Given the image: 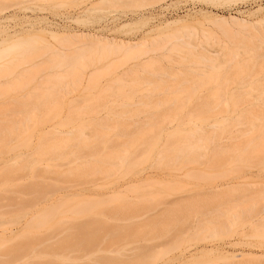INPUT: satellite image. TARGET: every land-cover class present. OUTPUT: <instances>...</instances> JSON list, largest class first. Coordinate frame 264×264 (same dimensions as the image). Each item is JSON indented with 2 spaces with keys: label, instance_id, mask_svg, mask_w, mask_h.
I'll use <instances>...</instances> for the list:
<instances>
[{
  "label": "rangeland",
  "instance_id": "1",
  "mask_svg": "<svg viewBox=\"0 0 264 264\" xmlns=\"http://www.w3.org/2000/svg\"><path fill=\"white\" fill-rule=\"evenodd\" d=\"M79 1L54 0L52 5L56 8L55 13L53 7L44 11H23L18 7H12L9 14H14L15 17L10 23L23 22L27 26L30 20L38 22L50 19L62 23L63 19L58 14L67 9L72 11L77 6L74 5ZM166 2L169 7L164 9L162 14L158 12L160 8L156 10V7H150L147 3L143 5L144 8H141L143 6L137 8L133 6L130 8L128 6L118 7V9L112 7L110 10L102 11L101 16H104L100 19L96 15H92L89 21H85L86 24L73 21L72 24L77 27L76 29L104 26L106 22L112 20V14L119 17L113 11H127L128 15L121 19L123 20L122 24H133L127 26L128 29L126 27L129 31L124 32L121 29L122 32L114 34L118 36L120 33L124 36H130L129 38L133 36L136 39L152 28L153 25L164 22V20L176 19L178 21L173 23L175 28L178 26V28L180 26L186 28V24L191 28L187 26L186 30L189 29V32L188 34L183 33L186 37L182 39L184 42L187 39L192 44L181 43L183 42L182 39L181 42L179 41L185 45L182 48L186 53L190 54L191 51L194 52V55L205 50L206 52L204 51L202 54L222 57L224 49H227L222 48L224 45L225 47L226 45L227 47L230 46L229 50L234 51L233 49H235L242 52L241 47H245L244 44L247 42L242 37L247 38L246 36L250 31L247 32L246 28L236 26V24V27L233 26L234 24L233 27L227 25L228 29L224 31L226 27L224 26L222 29L221 25L219 26L215 23L216 21H213L214 19L219 15L234 14L254 22L257 18L264 16V0H222L221 4L205 2L204 0H167ZM39 3L48 4L46 1H39ZM59 11L61 12L59 13ZM5 23H7L6 20L0 23V26ZM185 28L181 30L185 31ZM192 29L193 31H191ZM237 31L239 32L235 34ZM5 33V31L0 32V37ZM120 34L119 37H123ZM41 35L48 39L52 38L46 32H41ZM181 52L179 53L180 56L182 55ZM257 52L260 53L259 50ZM263 54L264 52H262ZM194 56L197 57V55ZM188 57L184 59L187 58L189 61ZM121 58L119 57L117 60L121 61ZM177 58H180L179 55ZM192 58L194 57L190 56L191 62L194 60ZM262 58L264 55L259 60ZM131 61L125 64L121 63V65L118 61L117 64L120 66L116 68L101 65L95 71L93 80L86 90H83L86 78L82 79L83 85L81 83V86H74L70 83L69 93L65 95L63 93L61 97L52 99L49 106H45V108L43 106L40 109L19 111L16 108V101L13 100L20 97L24 91L37 86L41 77L48 71H35L38 74L34 79L29 80L28 78L26 80L28 86L23 91L14 94L0 93V123L7 118L19 122L17 132L8 134L5 142L0 140V174L10 166L13 173L8 178V182L0 175V242L2 243L0 245V264H39L41 262L30 256L25 257L27 255L26 249H22L24 252L18 253L19 256L17 257L11 255V258H7L9 255H6L7 253L10 254L13 245L21 244L20 241L24 240L20 238V243L15 240L16 242L14 241L13 244V240L10 241L16 233L19 234L22 231L20 228L25 221L24 215L22 216L24 210L26 212L29 209L31 211V213L28 211L29 214L41 212L51 216L53 222L41 226L39 230H36L38 234L35 232L37 236L41 237L40 241L56 233L59 235L65 233L67 231L66 226L89 222L92 218L88 214L92 213L91 209L99 206V204L107 205L108 208L106 207L104 211L109 213L103 218L108 222V226L115 228L119 236L115 237L116 239L111 241V244L109 240H107L109 244L107 241L102 244L101 249L104 251L96 254L97 259L92 257L94 261L83 255L86 251L80 253L77 251L78 254L70 253L68 258L71 260L65 261V264H264V257L252 258L264 254V229L260 227L261 225L258 229L254 228V224L252 226L250 223L251 219L248 222L250 214H256L257 211L259 212L255 217H263L264 219V208L261 210L262 207L259 205H262L261 201H264V92H262L264 86L257 83L244 91L232 95L228 93L224 97L221 94V89L226 86L224 85L225 78L223 80L222 77L220 81L206 83L198 87L194 86L196 90L193 91L194 93L191 92L193 94L184 106L180 110H174L170 103L159 104L156 101L161 97H173L175 94L170 93L171 91H166V93L163 91V93L151 84L137 81L138 78L135 77V74H128L117 79L118 75L131 65ZM248 62L249 68L240 71L239 74H235L233 69L224 72L230 77L229 85L227 84L229 87L242 86L239 81L251 72L264 73L263 59L256 63ZM192 63L190 66L194 68ZM164 64L167 67H175L179 73L184 71L183 63L173 65L168 61ZM29 65H20L16 71H21L22 68ZM197 65L203 66L200 63ZM172 67L170 68L173 69ZM178 67L181 68L180 71ZM140 71L138 70L137 73ZM49 72L62 71L56 69ZM141 73L150 74L147 73V70L146 73ZM68 81L71 82L72 80ZM120 91L126 93V96H123L124 94L122 95ZM148 95L149 97L155 95L152 100L155 99L156 103L152 101L153 103L149 105H143L142 102ZM109 110L112 115L110 112L108 114ZM154 115H161L162 117L160 116V119L153 118ZM102 116L105 118L110 116L111 118H106V121L107 119L109 121L115 120L118 123L121 122L119 125L126 126L124 130L127 129L129 135H121L122 132L119 131L118 134L120 135H116V141L118 138L125 141L127 137H136V126L134 127V125L138 121L139 125L146 123L148 118L152 120L151 124H143L147 133L142 143L137 149H133L131 154H128L129 158H126L125 161H119L116 166L106 163V166L104 164L101 169L80 174L82 172L80 166H82L81 162L84 161V158L79 161L81 165L79 171H76L78 167H75L79 162L73 163V157V164L70 163V157L59 161L57 158L40 155L35 148L42 129L48 130L51 124H56V127H59L49 130H59L61 133H55V131L52 133L51 131L52 134L45 137L44 141L53 142L68 135V132L73 130L76 132L78 129L84 133V138L89 140L92 138V134L95 135L94 124L99 118L102 119ZM224 116H229V119ZM105 118L103 117V120ZM225 118L228 121L222 123L226 120ZM215 122L221 126L208 127V124ZM112 123L114 124V121ZM167 123L170 124L167 125ZM201 126L209 131L210 138L199 142V148L194 154V156L198 155V160H187L188 156L186 155L176 159V157L164 156L163 154V157L160 158V151L166 152L177 143L183 144L186 137ZM160 129L162 133L160 134L161 139L158 141L155 134ZM104 130L102 128L101 131L100 128L99 131L104 133L106 132ZM109 132L113 134V131ZM114 132H117L116 129ZM116 141L114 145L118 143ZM125 147L127 145H124L123 149ZM203 152L204 155H201ZM120 153L123 154V151L121 150ZM23 160L32 162V166H36L35 172L30 171L29 168L19 170L14 167L17 161L22 162ZM56 162L59 164L56 165L60 166L58 169L57 166H52ZM47 167L50 168L46 169ZM71 170L75 172L71 173ZM30 186L34 188L31 189ZM252 202H257L256 207L254 210H250L251 213L247 211L250 213L249 215L245 213L246 219L243 216L239 220L236 218L231 225L228 224L229 228L224 230H222V225H219L221 230L213 235L203 230V227L210 226L208 222L211 221L210 224L213 225L216 219L226 221V217L233 216L231 215L232 212L247 208ZM47 204L48 206L49 204L53 205V207L51 206L52 209L44 213L43 210L46 209ZM125 204L128 207L126 210H122L120 206L123 207ZM78 209L82 212H76ZM175 209L173 221L167 220L168 224L164 223L165 219L162 220L161 218L162 223L156 225L155 228L151 227L152 223L156 221L154 220L155 217H163V214L165 215L169 210ZM19 215L20 220L17 221L16 218ZM229 218L232 219V217ZM49 224L56 226L63 224L62 227H58L66 229V231L59 233V228L58 231L54 230L55 225ZM169 226L171 227L170 230ZM122 229L124 230L121 231ZM168 230L169 232H167ZM12 232L13 234H10ZM59 235L56 234V236ZM57 238L55 237V239ZM53 241L55 240L53 239ZM47 242L48 240L45 244ZM42 243L44 242L42 241ZM244 254L252 255V257L243 258ZM43 260L48 262L44 258Z\"/></svg>",
  "mask_w": 264,
  "mask_h": 264
},
{
  "label": "bare ground",
  "instance_id": "2",
  "mask_svg": "<svg viewBox=\"0 0 264 264\" xmlns=\"http://www.w3.org/2000/svg\"><path fill=\"white\" fill-rule=\"evenodd\" d=\"M39 1H46L48 2V4L47 5L40 4ZM53 1L54 0H0V23H3L4 20L7 21V23L0 26V32H3V31L6 32L3 36L0 37V93L7 92V93L14 94L15 92L23 91L28 86V83H26V80L28 78L29 80L34 79L36 74H38V73H35V71L36 72L48 71L45 75L41 77V81L40 83L37 84V86H35L32 89L24 91L23 93H21L20 97L13 100V101H16L15 102L16 108L19 111H23V110L27 111V109L33 110L34 108L40 109V108H43V106L44 108L45 106L48 107L49 102L52 99L61 97L63 93L64 95L69 93L68 87L70 83L73 84L74 86H81V83L83 82L82 80L83 78H86V82L84 83L85 88H83V90H86L88 85L93 80L92 77L94 76L95 71L99 69L101 65H107V66L116 68L120 66L121 63L125 64L126 62L130 60H132L131 65L127 67V70H124L122 73H120L117 79H121L128 74L130 75L135 74V77L138 78L137 81H144L146 84H151L152 86H154L155 89L161 90V92L164 91L166 93V91L167 92L171 91L170 93L175 94L173 97L171 96V98H168L169 97L168 96L167 97L168 99L161 97L159 100L157 99L156 101H158L159 104L170 103L173 106L172 109L174 110H178V109L180 110V108L184 106V104L188 101L191 95L195 92L196 86L197 87L200 85L203 86L206 83L220 81L222 77H223V80L225 78L224 85L226 86L225 88L221 89V94L224 97L228 93H231L232 95V94H235L236 92L244 91L249 86H253L257 83L261 84V86H264V73L262 74V73L255 72V71L249 73L245 78L239 81V83H241L242 86H237L235 88L228 86L230 82V77L227 76L228 75L227 73L224 74V72L225 71L227 72V70L229 69L231 70L233 69L235 74H239L240 71H244L245 69L249 68V66L247 65V63H249L248 61H252L256 63V62H260L262 59L264 60V58L259 60L264 55V54L262 55V52H264V16L259 19L257 18V20H255L254 22L248 21V19L246 20L234 14H230L229 16L219 15L216 19H214L213 21H216L215 23L219 24V26L221 25L222 29L224 26L226 27L224 31L228 29V26H232L233 24H234L233 26H235L236 24V26L239 25L242 28H246L245 30L247 32L250 31L248 35L246 36L247 38L242 37L243 40L247 41L246 42L247 45L244 44L245 47L244 46L241 47V49H243L242 52L241 50L237 51L235 49H233L234 51H232V49L229 50L230 46L227 47L226 45L225 47L224 45V47L222 48L223 49L227 48V49H224V51L222 49L223 51L222 57L220 56L218 57V55L217 57L215 56L213 57L210 55H205L204 53L202 54V52H204L205 50L199 54L198 53L194 54V55H197V57L193 55L194 52L190 51V54L188 52L186 53L184 49L182 48L185 45L181 43H185V44L188 43V45L191 43V41L188 42L187 39L185 40V42L183 41L184 39L183 37H186L185 34L183 33L188 34L189 32V29L188 31L186 30L188 25L185 22H183L186 24V25L184 24L186 28L184 26L183 27L180 26V28H178L179 27L178 26L177 28H175L173 23L178 21L176 19L164 20V22H161L158 24L155 23L156 25H153L152 28L149 27L150 29L147 32L143 33L141 36H139V38L135 35L137 37V38L135 37L136 39H134L133 36L129 38L130 36L126 35L128 37L127 38L126 36L120 33H119L120 35H123V37H126V38L119 37V34L118 36L115 35L117 32H122V30L126 32L129 25L131 26V24H133V23L122 24L123 20L121 19L128 15L127 11H113V12H116L117 15H119V17H117L115 14H112V17H113L112 20L106 22L104 26L102 25L98 27L95 26L93 28L76 29L77 27L73 26L72 24L73 22H77V23L83 22L84 24H86L85 21L86 20L89 21V18L92 15H96V17H99L100 19L104 16V15L101 16L102 11L106 9L110 10V8L112 9V7L115 9L116 8L118 9V7L123 8L127 6L129 8L132 6L137 8L147 3H149L147 5H150V7H156V10L157 8H160L158 9V12L162 14L163 10L168 9L169 7V4L166 2L167 0H149V1L148 0H80L74 5V6L76 5L77 6L76 8L72 9V11L69 9H67L63 13H60L61 11H59L60 14H58V16H60L63 19L62 23H59L55 21L54 19L43 20V21H38V22L36 20H30L27 26L24 25L23 22L10 23L11 20L15 17L14 14H9L11 10L10 8L18 7L19 9L23 11L25 10L44 11L47 9H52L53 7V10L55 13L56 8H54L55 6L52 5L54 4L52 3ZM204 1L211 2L214 4L222 3V0H204ZM141 8H144V6ZM51 15L53 16L52 12H51ZM130 19H136V18H130ZM172 24H173V27L171 26ZM170 27L172 28L169 29ZM182 28H185L184 29L185 31H182L181 30ZM188 28L190 27L188 26ZM191 31H193V29ZM41 32L48 33L49 37L50 38L52 37V38L48 39L46 36L41 35ZM238 32L239 31L235 32V34ZM232 33L234 34V32ZM249 34H250V37H248ZM187 37L189 38V36ZM181 39L183 42L180 41ZM177 42L180 43V45L177 46L178 44ZM182 50L183 52H181ZM258 50L260 53L257 52ZM180 52L182 54L181 56L179 54ZM185 54L189 56L188 57L189 61L187 60V58L186 60L184 59L185 57H187V56H183ZM178 55L180 57L179 59L177 58ZM190 56L194 57L192 58L194 59L192 60V62H194L195 64L191 62ZM239 56H240V59H238ZM119 57H122L121 61L117 60ZM164 59L167 61H165ZM182 59L185 61H183ZM116 60H117V63L118 61L120 62L119 63L120 65L116 63ZM168 61L171 64L173 63V65L174 64L176 65L177 63L178 64L183 63V67L185 69L183 67L182 68L185 72L182 70L183 72L179 73L175 67L174 68L172 66L167 67L164 63ZM186 62L189 64H187ZM190 63H192L191 65H193L194 68L190 66ZM197 63H200L203 66L199 67ZM23 64H30V65L28 67L22 68L21 71H16L18 66L23 65ZM185 65L187 66L189 65L190 67L189 66L187 67ZM196 65L198 69L195 68ZM30 66L32 67L29 69ZM170 67H172L173 69H171ZM56 69H59L62 72H57V73L49 72V71L56 70ZM136 70L137 71L144 70V71H140L137 73ZM146 70H147V73L148 72L150 73L149 74L150 76L148 74L146 75L144 73L143 74L141 73V72L146 73ZM178 70L180 71L181 68L179 69L178 67ZM139 73L141 74L139 75ZM167 77H170V78H167ZM68 80H72V81L69 82ZM259 84L258 86H260ZM263 90L262 92H264ZM120 93L122 95L124 94L123 96H126L125 95L126 93H123L122 91H120ZM178 95H183V96H178ZM154 96L155 95L151 97H149V95L146 96V98L142 102L143 105H149L153 102L156 103L155 99L152 100L153 99L152 97ZM110 110L108 111V114ZM111 113L112 112H110V114ZM160 116L154 115L153 118L155 117V118L160 119L162 117ZM103 117L105 118V116H102V119L99 118V120L96 121V123L94 124L93 131L95 135L92 134V138H90L89 140L85 139L83 135L84 133H82L78 129L76 132L75 130H73L72 132H68V135L64 136L63 138L57 139L53 142L44 141L45 137H47L49 134L54 133L55 131V130L52 131L49 129L51 128L57 129V127H59V126L56 127V124H51V127L49 125L48 130L46 129L45 131L44 129H42V132L40 133L41 136L39 137L38 144L36 145L35 148L37 149L40 155L47 156L48 158H57L59 161L63 160L64 158L66 159L70 157L71 158L70 163H72L73 158H74L73 163H77L81 159L84 158V161L81 162L82 166H80L81 165L80 162L77 163L78 165L75 164L76 165L75 168L78 167L76 171H79V166H80V169H82V172L80 174H84L87 171L92 172V170L101 169V167L104 164L106 166V163L108 164L110 163L116 166L119 164V161H125L126 158H129L130 156L128 154H131L134 151L133 149H137L138 146L142 143L147 133L146 127L144 125L151 124L152 120L151 118H148L149 121L146 119L147 122L140 123V125H139V121L138 123L136 122L137 124L134 125V127L136 126L135 127L136 137L135 136L134 138L127 137L125 141H121L118 138L117 140L118 143L114 145L116 141L115 137L118 133H120L119 131L122 132L120 133L121 135H129L127 132V129L124 130L126 126L124 127L122 124H121L122 126L119 125V123L121 122L118 123L115 120H113L114 121V124H113L112 120L111 121L108 120L110 116L106 117L108 118L107 121H106V118L103 120ZM227 117L226 118L229 119V116ZM27 118H30V117H27ZM100 119L103 121H101ZM227 119L224 120L222 123H226L228 121ZM168 124L170 123H167V125ZM18 125H19V122L15 121L14 119H9V118L1 122L0 123V140L5 142L8 138L7 137L8 134L11 135L18 131ZM57 125H60V124L57 123ZM218 125L219 123L215 122V123L208 124V127L221 126V125L219 126ZM98 128L99 130L101 128V131L103 128L106 130V132L103 133L99 131ZM115 129L117 132H114ZM58 131L59 130H56L55 133L56 132L61 133V131L59 132ZM109 131L111 132L113 131V134L110 133ZM107 133L109 134V136ZM161 133H162V130L160 129L155 134V138H157L158 141L161 139L160 138ZM105 134L107 135V138ZM209 135H210L209 131L205 130L204 127L201 126V128L200 127L196 128L195 131L191 132L186 137L183 144L177 143L175 144V146H172L171 149L167 150L166 152L162 150L160 151L159 156L161 158L163 157V154H164V156H169L173 158L176 157V159H178L182 155H186L188 156L187 160L191 159L193 161H196L198 160V157H197L198 155L194 156V154L199 148V142L204 141V140H209L210 138ZM113 137L115 138V141L113 140L114 139ZM112 140L114 141V143L112 142ZM111 144H112V147H111ZM124 145H127V147L123 149ZM121 150L123 151V154L120 153ZM201 155H204V152ZM23 161L22 162L17 161L16 166L14 167L19 170H25L29 168L30 171L35 172L36 166H32V162L30 161L28 162L26 160L25 163H23ZM53 164L52 166L53 167L57 166V169L58 167H60L58 166L59 164L57 162ZM49 168L50 167H47L46 169H49ZM46 169L45 171H47ZM59 171L60 170H58V173H60ZM74 172H75L74 170H71V173H74ZM11 174L13 173H12V169L10 166V168L8 169L6 168V170L0 175H2L3 179L6 182H8L9 180L8 178L11 176ZM32 188L34 187L32 186ZM76 194L78 195L77 192ZM261 203L262 205L261 204L259 205L262 207L261 210H263L264 201H261ZM256 204L257 202H252L249 205V207L244 208L239 211L236 210L235 212H232L231 215L233 216H229V217H232V219L229 217H226L227 220H229V221L226 220L227 222L225 220L221 221V219H218V220L216 219L214 221V224L211 225L210 224L211 221H210L208 222V225L210 226L203 227L204 228L203 230L208 231L210 234L213 235L219 232L218 230H221V226L219 225H222V230L227 229L229 228L228 224L231 225L235 221L236 218H237L236 220H239L241 216H243L246 219V215H249L251 213L250 210L252 209L254 210V208L256 207L255 206ZM105 205L106 204L104 205L99 204V206L93 207L91 209L93 212L88 214L92 218V220H89V222H86V223L83 222L82 224L78 223L70 227L66 226L65 228L67 229V231L66 229L59 228L60 226L62 227L63 224L62 225L60 224V226L59 225L56 226L55 224H49L52 226L55 225L53 227L54 230L58 231V228H59L60 229V231H58L59 233H62L65 231L66 232L62 233L61 235L56 233L59 236H56V234L50 235L49 238H44V239H41L40 241L39 239L41 237L36 235L38 234V231L36 230H39V228H41V226L43 227L44 224L46 223L48 224L50 222H53L51 219V216L47 215L46 213V211H48L49 209H52L53 205L49 204L48 206L47 204V207H49L48 209L45 206L46 209H44L43 212L46 214H42L41 212L38 211L39 213L34 212L36 213L34 215V213L29 214V212L31 213L29 209L26 212L24 210V212L22 213V216L24 215L25 221H24L23 226H21L20 228L22 229V231L19 234L16 233V235L18 234V236L15 235L17 239L13 236L10 239V241L13 240L12 241V244H13L15 240L19 242L20 238L24 240L20 241L21 244L13 245L12 247L10 246L11 247V250L9 249L10 254L8 253L6 254V255H9L10 257L8 256L7 258H11L12 257L11 255H15L17 257L19 256L18 253L24 252L22 251V249L24 250L26 249L25 252L27 253V255L25 257L30 256L33 259H38L41 261L39 264H47L48 262H51L48 264H53L55 260H56V263L60 262L63 264L65 261L71 260L68 258L71 252H72L71 254L73 253L78 254V252L80 253V252L86 251L85 253H83V255L87 256L90 260H93L92 257H96V254H98L100 251L101 252L104 251V249H101L102 244H104L107 240H109L111 244L112 243L111 241H114L116 239L115 237L119 236L117 231H115V228H111L110 226H108V222L103 218L104 215H107L109 213V212L104 211L106 210V207H107V205L106 206ZM120 207L122 210H126L128 206L125 204L123 207L122 206ZM41 211H42V208H41ZM247 211H249L250 213ZM76 212L80 213L82 211L78 209L76 210ZM175 212H176V209L169 210L168 213H165V215L163 214V217H160V218L155 217L156 219L153 218L157 222L156 221L153 222L151 227L155 228V226L158 225L159 223H162V220L164 219H165L163 221L164 223H168L167 220L173 221L172 218H174ZM257 212L256 214L251 213L249 216L250 217L249 219L247 217L248 222L251 219L250 223L252 224V226L254 224L255 226L254 228L258 229V227L261 225L260 227L264 229V221H263L264 219L263 217L256 218L255 216L258 215ZM252 214L254 215L252 216ZM16 220L17 221L20 220V215L16 218ZM67 220L70 221V219H67ZM170 223L172 224L173 222H170ZM170 228L171 227L169 226V230ZM50 229L52 230V228ZM123 230L124 229H122L121 231ZM162 230H163V227H162ZM169 230L167 232H169ZM198 231L202 232V230H199V229ZM10 234H13V232ZM55 237H58V238L55 239ZM52 238L55 241H53ZM47 240L48 242L49 240H51L49 244L48 242L46 243L48 245L45 244ZM42 241L44 243H42ZM51 242L52 244H50ZM1 244L2 243L0 242V245ZM42 244L44 245L42 246ZM247 256H249V258L250 256L252 257V255L244 254L243 258ZM258 257L263 258L264 254L261 256H256L252 258L258 259ZM43 258L45 260H48V262L44 261ZM95 259H97V257Z\"/></svg>",
  "mask_w": 264,
  "mask_h": 264
}]
</instances>
